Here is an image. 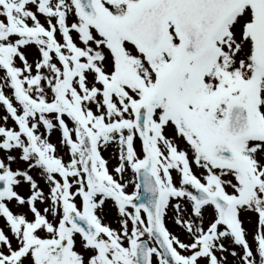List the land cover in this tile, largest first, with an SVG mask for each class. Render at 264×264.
<instances>
[{
    "label": "snow or ice",
    "instance_id": "obj_1",
    "mask_svg": "<svg viewBox=\"0 0 264 264\" xmlns=\"http://www.w3.org/2000/svg\"><path fill=\"white\" fill-rule=\"evenodd\" d=\"M0 264H264V0H0Z\"/></svg>",
    "mask_w": 264,
    "mask_h": 264
}]
</instances>
